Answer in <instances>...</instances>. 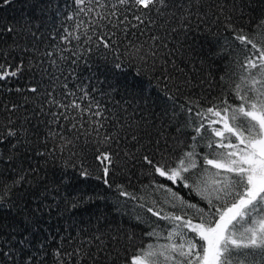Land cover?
Listing matches in <instances>:
<instances>
[{
  "label": "snow or ice",
  "instance_id": "6c2138e0",
  "mask_svg": "<svg viewBox=\"0 0 264 264\" xmlns=\"http://www.w3.org/2000/svg\"><path fill=\"white\" fill-rule=\"evenodd\" d=\"M73 2L76 7L67 17L73 21V27L64 28L54 49L41 53L34 45L22 47L23 52L46 57L53 70L49 73L43 60L29 59V70L37 68L41 78L26 88H15V92L21 94V102L0 103L3 114L0 144L11 140L13 149L33 150L28 139L30 118L25 116L21 123H16L15 114L26 105H33V114L38 110L40 115L50 117L41 121L46 126L43 139L37 135V142L45 147L34 149V156L43 158L44 168L58 163L65 182L67 171L73 170L82 180L91 178L108 189L115 187L120 197L136 201L139 208L150 214V218L137 215L136 219L148 223L151 230L145 234L156 243L137 249L126 258L125 264H264V19L249 29L232 23L231 15L224 17L225 31L231 32V41L238 42V51L242 53L232 58L235 70L228 75V92L239 103H230L227 96L222 95L207 107L199 100H188L180 105L179 110L187 115L184 127L193 132L191 141L177 152L168 150L167 143L161 150L157 140L155 145L160 154L156 158L149 151L142 152L141 137L132 123H121L112 116L111 110L84 84L73 89L69 82L76 80L80 63L87 65L86 57L96 51L106 50L105 58L107 55L115 57L117 69L136 66L137 75L147 69L155 70L157 64L166 69L171 63L175 68V61L170 59L173 50L169 48V38L172 33H188L192 5H199L200 0H187V6L181 3L179 7L183 11L171 13L175 23L167 29L164 25L170 20L159 25L163 35L154 29L158 18L165 17L173 6L172 0ZM218 7L223 15L225 6ZM207 15L199 19L203 21ZM23 28L36 36L27 22ZM6 30L16 31L13 27ZM228 44L226 39L225 47L219 49L217 55L228 51ZM65 64L72 67L65 69ZM23 71L22 61L16 65L0 62V83L19 78ZM45 76L47 86L42 82ZM57 87L64 90L62 94L56 93ZM168 99L175 102L173 96ZM176 115L173 112L174 118ZM176 131L180 132L181 128L177 127ZM182 143L177 139L178 146ZM85 150L93 154V169L85 162ZM122 161L125 166L139 162L147 166L149 174L168 183L153 179L148 196L130 192L123 184L114 185L112 177ZM44 180L41 167L30 165L27 170L21 169L12 184L0 190V207L12 203L13 188L19 189L17 199H22L29 195L34 182L42 184L41 195H47L52 189ZM56 191L59 195V190ZM61 198L71 209L80 205L79 200ZM24 203L22 200V205ZM40 207L37 205L24 218L29 231L38 230L34 217ZM160 221L165 223L161 225ZM161 239L165 243H159ZM19 243L30 245L31 241L21 238ZM68 243L76 241L69 237ZM91 243V240L81 239L79 246L67 252L62 246L58 247L53 253L56 264H72L73 257L75 264L93 259L84 247ZM0 256H7L9 261L16 259L13 248L7 252L0 248ZM23 264H33L31 254L24 258Z\"/></svg>",
  "mask_w": 264,
  "mask_h": 264
},
{
  "label": "trees",
  "instance_id": "16d2710c",
  "mask_svg": "<svg viewBox=\"0 0 264 264\" xmlns=\"http://www.w3.org/2000/svg\"><path fill=\"white\" fill-rule=\"evenodd\" d=\"M181 3L187 6V0H172L173 6L165 17L158 18L154 31L163 35L159 25L170 20L169 24L164 25L167 29L175 23L171 20V13L183 11L179 7ZM221 4L225 6L223 15L218 7ZM75 7L73 0H11L10 3L0 0V62L16 65L22 61L24 64L19 78L0 83V103L21 102V94L16 93L15 88H26L41 78L37 68L29 70V59L34 62L43 60V66L48 68L49 73L52 72L46 57L23 52L22 47L32 48L34 45L41 53L54 49L64 28L71 30L73 27V21L67 17L73 14ZM192 12L188 33H172L169 38V48L173 50L170 59L175 61V68L171 63L166 69L157 64L155 70L147 69L137 75L136 66L126 65L117 69L115 57L107 55L105 58L106 50L96 51L86 57L89 61L87 65L80 63L76 80L69 82V87L73 89L84 84L97 100L111 110L112 116L121 123H132L141 137L144 146L142 152L149 151L156 158L160 154L155 145L157 140L160 141L161 150L167 143L168 150L177 152L191 141L193 132L191 128L184 127L187 115L179 110L180 105L188 100H199L202 106L207 107L222 95L227 96L230 103H239L228 92V75L235 70L232 58L242 56V53L238 51V42L231 41V32L225 31L227 21L224 17L231 15L232 23L251 29L257 21L264 19V0H200L199 5H192ZM205 13L208 14L207 18L201 21L199 17ZM25 22L31 27V32L36 33L35 37L23 28ZM8 27L16 31L9 33L6 30ZM226 39L229 41L228 51L217 55L219 49L225 47ZM60 47L64 45L60 44ZM64 67L72 66L65 64ZM222 76L225 77L224 81L221 80ZM42 82L47 86L48 77L45 76ZM63 91L60 87L56 88L57 94ZM169 96H173L175 102L169 100ZM173 112L177 113L175 118ZM15 116L17 124L25 116L30 118L27 124L28 139L33 150L13 149L11 140L0 144V154H3L0 156V190L10 186L21 169L27 170L31 165L41 167L45 175L44 183L52 191L41 195L43 185L34 182L29 195L17 199L19 189L13 188L12 203L0 207V248L5 252L13 248L16 259L9 261L7 256H0V264H23L29 254L33 264H56L55 250L62 246L63 251H71L79 246L81 239L91 240V245L85 244L84 247L93 256V259L85 260L82 264H125L126 258L137 249L147 243H156L154 238L145 234L151 230L148 223L136 219L137 215L150 218V214L139 208L136 201L120 197L115 187L108 189L95 179L82 180L73 170L67 171L65 182V174L58 163L43 167V158L34 156V149H44L45 145L37 142V135L43 139L46 126L41 121H47L50 117L40 115L38 110L33 114L32 104L18 110ZM2 118L3 114L0 113ZM177 127L181 128L180 132L176 131ZM177 139L183 141L179 146ZM85 154L86 164L93 169L92 152L85 150ZM153 179L168 183L159 176L149 174L147 166L139 162H130L125 166L122 161L112 182L114 185L123 184L128 191L137 195L148 196ZM64 196L79 200V207L71 209L61 198ZM22 200L26 202L23 205ZM37 205H41L34 217L38 230L29 231L30 226L25 224L24 218ZM164 223L160 221L161 225ZM97 236L99 239H96ZM69 237L74 238L76 243H68ZM21 238L31 241L30 245L20 244ZM41 243L44 244L43 248L40 247ZM159 243L165 241L161 239ZM75 260L73 257L72 264H75Z\"/></svg>",
  "mask_w": 264,
  "mask_h": 264
}]
</instances>
